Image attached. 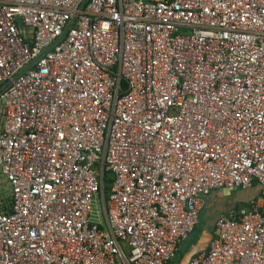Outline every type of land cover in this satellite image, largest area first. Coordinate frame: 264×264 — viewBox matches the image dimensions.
I'll list each match as a JSON object with an SVG mask.
<instances>
[{"label":"built area","instance_id":"1","mask_svg":"<svg viewBox=\"0 0 264 264\" xmlns=\"http://www.w3.org/2000/svg\"><path fill=\"white\" fill-rule=\"evenodd\" d=\"M83 2L0 0V264H168L218 189L183 264H264V0Z\"/></svg>","mask_w":264,"mask_h":264},{"label":"crops","instance_id":"2","mask_svg":"<svg viewBox=\"0 0 264 264\" xmlns=\"http://www.w3.org/2000/svg\"><path fill=\"white\" fill-rule=\"evenodd\" d=\"M221 190L222 189L212 191L204 199V206L199 214V218L200 215H202L204 227L209 229L210 232L205 231L203 233L205 237H203L202 241H200L198 245L200 248L204 245L205 238L208 239L212 235L213 224L219 212L228 208L226 206L240 205L247 200V195L235 194L234 192L228 195L225 192H221ZM211 215L213 216V220L209 223L207 222V218Z\"/></svg>","mask_w":264,"mask_h":264},{"label":"trees","instance_id":"3","mask_svg":"<svg viewBox=\"0 0 264 264\" xmlns=\"http://www.w3.org/2000/svg\"><path fill=\"white\" fill-rule=\"evenodd\" d=\"M113 181V176L111 173H105L104 177H103V190H104V194L105 197H107V193L109 191L110 185ZM1 194V193H0ZM9 197V196H8ZM6 198V196H1L0 195V201L3 202V207H0V210L7 209L9 207V203H10V198ZM6 198V200H5ZM200 228H199V224L198 226L194 229L193 233L190 235V237L188 238V240H186L179 248V251L177 252V254H175L174 260L169 262L168 264H178L181 259L189 252V250L196 245L195 241L197 240V233H200ZM213 231V230H212ZM179 261H176L178 260Z\"/></svg>","mask_w":264,"mask_h":264},{"label":"rangeland","instance_id":"4","mask_svg":"<svg viewBox=\"0 0 264 264\" xmlns=\"http://www.w3.org/2000/svg\"><path fill=\"white\" fill-rule=\"evenodd\" d=\"M0 195L1 196H6V198L9 196V188H8V186L3 182V180H2V178L0 177ZM6 198H5V200H6ZM9 198V197H8ZM226 207H234V206H226ZM215 215V214H214ZM213 220V216L211 215V216H208V218H207V222H211ZM204 221H203V218H202V215H200V218H199V228H200V233H197V240L195 241V243L197 244H199L200 243V241H202V239H203V237H205V235H203V233L205 232V231H208V232H210V230L209 229H207L206 227H204V223H203ZM211 237V236H210ZM209 237V238H210ZM208 238V239H209ZM208 239H206L205 238V242L208 240ZM194 248V247H193ZM192 250V249H191ZM190 253V252H189ZM189 253H187V254H189ZM187 259V257L184 259V261H183V258L181 259V261H183L182 262V264L185 262V260ZM176 261H179V259L178 260H176ZM180 261V262H181ZM175 264V263H174Z\"/></svg>","mask_w":264,"mask_h":264},{"label":"water","instance_id":"5","mask_svg":"<svg viewBox=\"0 0 264 264\" xmlns=\"http://www.w3.org/2000/svg\"><path fill=\"white\" fill-rule=\"evenodd\" d=\"M87 0H84V2L82 3V5L81 6H83L84 4H85V2H86ZM49 49V48H48ZM48 49H46L40 56H38V58L39 57H41ZM28 67H30V65L29 66H27L24 70H23V72H25L27 69H28ZM22 72V73H23ZM8 85V84H7ZM6 85V86H7ZM2 90V89H1ZM0 90V91H1ZM221 192H225V193H227L228 195H230L232 192H234L235 194H239L240 192H245V191H240L239 189H222L221 190ZM246 192H247V200L245 201V202H243L242 204H240V205H235L234 207H228V208H225V209H223L221 212H219V214L217 215V217L222 213V212H224L225 210H228V209H239V208H246L247 207V205H248V203H249V201H250V199H252V198H254V197H256L257 195H258V190L257 189H252V190H246ZM206 197V196H205ZM205 197H204V199H205ZM216 217V218H217Z\"/></svg>","mask_w":264,"mask_h":264},{"label":"flooded vegetation","instance_id":"6","mask_svg":"<svg viewBox=\"0 0 264 264\" xmlns=\"http://www.w3.org/2000/svg\"><path fill=\"white\" fill-rule=\"evenodd\" d=\"M239 194H241V195H247V192L245 191V192H240Z\"/></svg>","mask_w":264,"mask_h":264},{"label":"clouds","instance_id":"7","mask_svg":"<svg viewBox=\"0 0 264 264\" xmlns=\"http://www.w3.org/2000/svg\"><path fill=\"white\" fill-rule=\"evenodd\" d=\"M212 230H213V229H212ZM197 244H198V243H197ZM191 249H192V248H191ZM191 249H190V250H191ZM190 250H189V251H190ZM188 253H189V252H188ZM186 255H187V254H186ZM186 255H185V256H186ZM185 256H184V257H185ZM184 257H183V258H184ZM181 262H182V261H181ZM181 262H180V263H181Z\"/></svg>","mask_w":264,"mask_h":264}]
</instances>
